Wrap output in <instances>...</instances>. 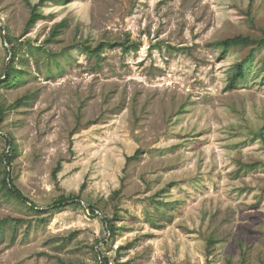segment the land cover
Listing matches in <instances>:
<instances>
[{
	"label": "rangeland",
	"instance_id": "1",
	"mask_svg": "<svg viewBox=\"0 0 264 264\" xmlns=\"http://www.w3.org/2000/svg\"><path fill=\"white\" fill-rule=\"evenodd\" d=\"M39 1L0 0V264H264V45L216 46L264 0Z\"/></svg>",
	"mask_w": 264,
	"mask_h": 264
},
{
	"label": "trees",
	"instance_id": "2",
	"mask_svg": "<svg viewBox=\"0 0 264 264\" xmlns=\"http://www.w3.org/2000/svg\"><path fill=\"white\" fill-rule=\"evenodd\" d=\"M28 1V0H26ZM46 0H40L38 4L32 5L31 7V16L27 22V29L32 27L35 22L40 19L43 15L41 14V12L38 11V6L40 4H43ZM251 44H256L257 46H262L264 45V38H253L251 36H245V35H236L233 37H229L226 38L224 40H221L219 42L216 43V46L222 47L223 50H230L234 47H240V46H247V45H251ZM116 46H120L121 49L123 50V52H128L131 49H137L138 46L134 45V44H125V43H110V42H101L98 44V46L95 49H91L89 47H86V51L91 53V54H100L102 50H104L107 47L110 48H114ZM13 57H14V53H13ZM12 57V58H13ZM245 67L243 63H240L237 68L236 71L231 75L230 79H229V83H228V87L229 88H235L239 81L245 78ZM19 79V75L16 74V69L14 66H10L8 70H6L5 72V78L1 81V83H9L12 84L14 83L16 80ZM21 101V100H20ZM18 102V101H17ZM4 110L3 107L0 106V117L3 115ZM14 152H16V149L14 148L13 145L10 146V155H4V157L2 158V162H5L7 164H9V168H10V164L12 161V155L14 154ZM137 155H134L131 158H135ZM11 175V171L10 169H5L4 170V178H3V186L5 188L8 189L9 193L14 194L17 199H19L20 201L26 202V203H30L31 206L34 208L36 207V204L29 199L28 197H26V195L14 184L13 179L10 177ZM76 198H79V196H74V195H61L55 202L54 205H50V208H54L53 206H57L56 208L59 207H63V206H67L70 205L72 202H74L76 200ZM77 202V201H75ZM90 210L92 211V213H96V209L94 207H91ZM6 222V220H0V227ZM107 223H109L110 226V222L109 220H107ZM112 230V227L110 228ZM103 260L104 264L108 263V259L107 257H105ZM102 263V264H103Z\"/></svg>",
	"mask_w": 264,
	"mask_h": 264
}]
</instances>
